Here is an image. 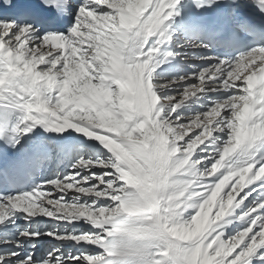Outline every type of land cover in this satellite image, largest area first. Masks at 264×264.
<instances>
[{
	"label": "clouds",
	"instance_id": "1",
	"mask_svg": "<svg viewBox=\"0 0 264 264\" xmlns=\"http://www.w3.org/2000/svg\"><path fill=\"white\" fill-rule=\"evenodd\" d=\"M41 2L47 4L49 0H41ZM72 3L73 0H66L68 6ZM65 15H70V13L65 11ZM91 15L95 14L80 7L76 11L67 35L46 33L44 37L40 38V43L33 44L31 48L28 47V41H19L14 50L10 49L7 53L9 65L7 81L5 80L4 56L0 55V104L14 105L19 112L20 124L24 127L17 135L21 133L24 135L34 134L37 127L46 135L53 130L49 110L56 112L57 115H62L60 109L67 111L71 108L85 107L79 98L73 100L71 104H66V86L70 87L73 93L79 97V90L82 87L91 83L92 80H98L99 86L106 92H112L113 96L119 95L118 85L116 90H113V85L122 77L99 58L100 44L89 43L88 48L81 52V56L86 57L85 63L90 69L84 79L69 80L68 57L48 38L56 36L64 40H73L75 43L73 37L78 29L81 30L82 36L87 35L83 29L90 27ZM108 20L110 21V34L107 39L111 41L114 49L120 53L125 62H133L124 49L125 46L132 48L138 46V51L143 52V45L147 43L148 38L141 39L142 18L138 21L125 23L117 14L108 16ZM38 30L36 29V31ZM31 31V26H28L22 29V34ZM90 38L94 41L99 39V37ZM4 46L0 43V52ZM89 50L91 55H89ZM253 52L264 55V49H254ZM248 58L246 57L243 61L238 60L237 63L242 64ZM73 59L76 60L75 57ZM232 69L229 77L218 86L224 92L236 84V82L229 84V79L233 77V73L237 72L238 68L233 65ZM93 72L96 73L95 76L92 75ZM247 82L246 76L243 83L246 85ZM168 87H171V84L157 83L152 86L150 92L152 100L149 102L148 111L138 108L132 112L104 97L95 95L85 97L88 106L94 107L97 112H110L112 119L122 122L123 127H118L117 136L111 139L107 136L98 138L83 136L85 139L82 142L88 145L96 159L94 161L91 158L85 160L84 156H80L72 166L80 167L92 163L101 169L112 168V172H102V176L96 177L100 183H106L104 192L107 193L112 203L97 209L99 215L92 221V226L102 230L101 233L95 234L96 240L102 246H126L130 251H138L142 254L141 260H132L129 264H195V256L205 246L204 232L207 228L193 232L192 225L205 216V209L211 204L213 196L221 191L222 186H225V182L229 180V177L234 176V173L229 171L227 175L223 176L212 186V194L198 205L196 199H191L193 195L200 196V193L192 187L196 182L194 178L197 173L199 177H204L206 174L211 176L229 155H235L237 156L236 160H239L240 155L246 154L252 147L257 135L264 133V102L258 106L251 105V111L246 118L243 113L238 111L241 102L247 101L252 95V90L247 86L241 89L244 93L243 96L233 95L213 101L208 111L202 113L205 120L200 121L199 115H197L190 125L179 124L181 117H177L175 121L164 118V109L171 104L174 97H165V103L157 105L156 101L160 98L156 95L155 89L159 88L160 91H164ZM215 90L216 88H213V91ZM258 95L264 100V89L258 90ZM177 106L172 105L173 111ZM224 112H228L229 115L225 117ZM171 114L170 112L168 116L171 117ZM213 114L216 119L209 121L208 117ZM213 124L215 127H212ZM173 125L176 126L173 127ZM201 126H203V130L181 147L180 142ZM225 128L228 130V139L222 148L217 149L220 152V159L211 168L200 170L198 165L202 159H192L195 149L205 141L211 140L214 144L216 141L213 138V133L224 132ZM145 132L152 133L151 141L147 144L139 142ZM89 141L95 143L90 144ZM259 142H264V136L260 137ZM113 144H118L121 151L133 158L135 163H124L121 152L117 151ZM181 148L183 152H181ZM125 169H127V177ZM117 171L119 174L115 175L113 179H109L107 182L103 180V176H113V173ZM245 172L246 170L241 171V180L237 181V185L243 181ZM128 178H131V182ZM117 182L120 183V187H116ZM95 187L98 188L99 184ZM109 189L112 191L109 192ZM77 191L88 192L90 190L77 189ZM181 197L184 199L186 208L191 206L197 209L194 215L187 219L182 214L173 218L160 215L162 204L171 205ZM57 203L59 202L57 201ZM70 206L75 207L74 205ZM41 211H45V209H41Z\"/></svg>",
	"mask_w": 264,
	"mask_h": 264
},
{
	"label": "snow or ice",
	"instance_id": "2",
	"mask_svg": "<svg viewBox=\"0 0 264 264\" xmlns=\"http://www.w3.org/2000/svg\"><path fill=\"white\" fill-rule=\"evenodd\" d=\"M248 4L254 6L260 16L264 17V2H261V0H151V3L144 8L142 22L154 20L157 32L150 36L153 38L152 40L148 38L147 43L143 45V53L145 55L142 58V66L148 69L147 76L151 78L152 86L157 83L171 84V87L165 88L164 91H160L159 88L155 89L156 95L160 100H164L165 97H174L171 104L164 109V118L176 120L177 117H182L177 111L181 108L180 105L188 101L190 97L197 96L200 93L205 94L211 91V93L216 94L215 98L211 99L210 104L213 100L220 98L244 95L241 91L246 86L243 80L238 79L237 82L239 83L236 82L234 87L222 95L219 94V88L215 91L209 90L202 82L205 79V74H208L214 77L210 82L219 85L232 73L233 65L237 68L240 67L241 64L237 63L238 60L243 61L246 57L254 56V49H264V21L259 24H253L240 16V10ZM80 7H84L87 11L97 16H115L118 11V9L110 6H100L97 3H93L92 0H73L70 6L66 4V0H49L47 4L42 3L41 0H0V34H2V42L9 49H12L19 41L26 40L28 41V47L31 48L33 44L38 45L40 38L44 37L46 33H64L67 35L76 11ZM209 10L219 13L215 20H207L199 15V13ZM65 11L69 12L70 15H65ZM166 22H169L167 26H165ZM5 25L10 26L6 32L2 27ZM28 26H31L32 31L22 34V29ZM169 28L174 29V32L166 36L165 34ZM36 29L39 30L36 31ZM183 31L197 33L198 39L184 41L183 44H176L175 50L165 47L163 49V57L159 62H156V53L161 51L160 46L164 44L165 40L171 41L175 32ZM48 38L55 39L56 36ZM182 48H191L198 51L189 57L186 52L182 53L179 51ZM134 49L138 50V46ZM181 56L186 59L203 61L207 66L195 70L190 75H180L178 78L169 79L168 69L166 66L162 67V65L168 63L169 57L175 59ZM154 72L156 73L155 78ZM217 73H219L218 76ZM187 81L195 82L189 84ZM177 95L181 97L179 101L175 99ZM181 100L183 101L182 103ZM172 105H178L175 111H173ZM0 107L9 108L3 104H0ZM170 112L172 113L171 117L168 116ZM228 115V112L224 113L225 117ZM179 123L184 124L185 121L180 119ZM9 125L11 126L9 127ZM23 127L24 125L20 124L18 111H7L0 116V141L4 143V147L0 148V216L5 215V210H9L7 211V218L0 222V228L3 229L10 227L9 222H14V217L17 213L26 214L25 218H30L26 211L17 210L19 201L37 192L55 193L56 189L53 185L64 180L65 177H75L77 173L85 171L84 169L73 167L72 165L75 163H71L69 174L57 172L53 176H49L47 186L34 185L31 190H22L19 194H13L10 189L22 174L31 173L54 162L55 153L63 154L68 152L70 155L72 151H79L83 154L88 149V145L83 142H79L71 146V148L63 144H52L43 140L38 132L29 133L31 135H24L23 133L17 135ZM199 131L198 129L192 135L186 136L180 142L181 147L197 136ZM216 134L218 135H213L216 142L213 144L210 141L215 149V151L211 152V158H208L209 152L204 150L195 158V160H201L199 158L201 155L205 157L204 163L201 164L203 169L211 168L220 159V152L217 149L222 148L224 142L228 139L227 128H225L224 132H216ZM25 136H29L34 145L31 150L23 143ZM207 147L205 145V148ZM9 150L12 155H9ZM235 157L237 159V156ZM76 158L79 159V156L76 155ZM237 168L239 171L234 173V175L238 179L226 193L227 204L220 203L217 222L222 220L221 217L224 218L229 215L231 209H238L240 211L235 219L242 222L243 230L240 227H236L231 231H225L222 227V230L217 231L215 228V231L211 232L209 236L207 246L212 252H217V247L222 249L226 246L223 242L234 241L235 244L225 264H236V262L238 264H264V202L249 200L253 191L249 186L254 185L256 181H261V184L264 185V174H260L261 170H264V152H261L258 158H251L237 165ZM242 170H246L245 173L249 174L251 178L247 180L246 185L244 181L237 185V181H240L239 177ZM88 171L91 175H97L95 170ZM108 171L111 172L112 170L109 169ZM226 172H228L227 168ZM226 172H221L220 176L216 177V181H220ZM113 178L114 174L106 177L105 182ZM201 183L205 185L207 190L204 191L203 195L199 196L196 201L197 205L212 194V186L217 182L202 181ZM116 187H120L119 182H117ZM224 187L222 186V188ZM245 189H248V191L245 192ZM196 191L202 190L196 189ZM220 193L221 191L213 196L211 204L205 209V215L208 214L207 209L217 201V196ZM237 197H239V200ZM246 201H248L247 204L245 203ZM110 204V202H97L98 207ZM196 210V208L189 210L185 214V218H190L195 214ZM32 232L22 229L19 231V236L25 239L39 237V235L33 236ZM217 241H221L219 246H216ZM87 246L90 245H74L72 248L76 249L75 252L70 250L67 253H63L61 251L63 246L57 245L48 251L43 260L34 261L29 254L22 259H16L15 264H26V262L27 264H45V261H47V264H56L57 260L60 261V264H85L82 257L103 254V249L92 253L88 251ZM15 247L21 248L22 244L19 243V247L15 244ZM53 252L56 255L53 256ZM19 256V252L0 254V264H12L14 258ZM49 257H51L50 260Z\"/></svg>",
	"mask_w": 264,
	"mask_h": 264
},
{
	"label": "bare ground",
	"instance_id": "3",
	"mask_svg": "<svg viewBox=\"0 0 264 264\" xmlns=\"http://www.w3.org/2000/svg\"><path fill=\"white\" fill-rule=\"evenodd\" d=\"M92 2L97 3L100 6H110V7H113L114 9H118L117 14L119 15V18L121 20H123L125 23H129L131 21L141 20V18L143 17V10L146 6H148L151 3V0H92ZM261 2H264V0H261ZM127 13H128V15H127ZM90 17L93 18L92 15ZM97 18H99V17H97ZM170 19H172V18H170ZM142 23H143V28H142L141 39H143L144 37H147L150 40H152L153 38H151L150 36L157 32V26H156L155 21L150 20V21H146V22H142ZM168 23L169 22H166L165 26H167ZM106 26L107 25L104 26V24H103V26H100L99 29L97 28L96 32L92 33L93 35H91V31H89V29L86 28V29H83V31L85 33H87V35L82 36L81 30L78 29L76 31V33H74V37H73V39L76 41L75 43H73V40H64L60 37H56L55 39H51V42L58 49L63 51L65 56L68 57V61L71 62L72 67H75V72L73 75L74 76L77 75L76 77H79V79H84L85 74L87 72H89L90 69L88 68L87 64L85 63L86 60L85 61L81 60L78 53L83 51L82 47H84L89 40L91 41V43L95 42V43L100 44L101 47L99 50V58L104 60L107 66H110L114 71L118 72L122 77L119 81L116 82V84H114V86H116V87L118 85V92H119V94H121L124 97V101H122V102L119 101L118 104L123 105V106H125L127 104H131L132 109H130V111H133V112L136 111L138 108H143L145 111H148L149 110V102L152 100V97L150 96V92L152 90V85L150 82L151 78L147 76L148 69H146L142 66V64H143L142 58L145 54L143 52H139L138 50H135L134 48H132L130 46H125V49L127 50L126 54L129 57H131V59L133 61V62H125L123 57L120 55V53L114 49L111 41L107 39V37L109 35V26L108 27H106ZM2 27L4 28V31L6 32L10 26L5 25ZM133 27H134V25H133ZM173 32H174V29L169 28L168 32L165 35L167 36L169 33H173ZM174 36L175 37H178V36L183 37L184 39H186V41H194V40L198 39V34H196L194 32H190V31L175 32L173 37ZM90 37H99V39L94 41ZM87 39H89V40H87ZM81 41H82V43H81ZM0 43L3 44L2 34H0ZM170 44H171V41L165 40L164 44H162L160 46L161 51H158L156 53V62H159V60L163 57V49L165 47L170 49ZM70 49H72L74 51V53L71 54L70 52H68V51H70ZM9 50L10 49L7 47V45H5L4 48L2 49V53L7 55V52H9ZM12 50H14V48H12ZM170 50H172V49H170ZM73 57H75L76 60H74ZM176 60H179V57H176L175 59H173L172 57H169L168 63L172 64ZM163 66H165V65H162V67ZM195 66H197V64ZM167 69H168V78L169 79L178 78L180 75H184V72H185L183 67L178 69L177 67H174L172 65L168 66ZM157 71H159V69H157ZM95 74H96L95 72L92 73L93 76H95ZM153 75L155 78L156 73L154 72ZM218 75H219V73H217V76ZM74 76H72V77H74ZM246 76L248 78V82H247L246 86L252 90V95L249 97V99L247 101H242L240 107L238 108V111L243 113L245 118L247 117L248 113L251 111V105L258 106L261 102H264V100H262V98L258 94L253 93V89L255 87H257V85H260L261 89H264V55L254 54V56L249 57L246 61H244L240 65V67L237 69V72L233 73V77L231 79H229V84H233L234 82H237L238 79L244 80ZM7 79H8V77H6V81H7ZM211 79H214V77H211L208 75L206 77V79H204L202 84L206 85L207 87L210 86V84H213L210 82ZM92 82H94V83H89L79 90V97H77L73 93L71 88L66 86L65 87L66 104H71L73 100H76L77 98H79L81 100V102L85 105V107H87V109L95 110L94 107L88 106V102L85 99V97H90L93 95H95L96 97H104L106 100L111 102L112 97H110V95L107 92L106 93L102 92L103 88H101L99 86V81L98 80H92ZM53 83H55V82L53 81ZM237 83H239V82H237ZM220 92H222V90H220ZM205 94L208 95L207 92ZM214 95H216V94H214ZM212 96H213V94H212ZM197 98L198 99L202 98V101H204L203 100L204 97H202V96L190 97L188 101H186L184 104H182L183 105L182 108L185 106V104L187 102L192 101V100L195 101V100H197ZM206 102H208V101H206ZM187 105H188V103H187ZM7 106L9 108H16L14 105H11V104H8ZM75 109H77V113H72V112H69L68 110L63 111L62 109H60V112L63 113L62 115H57L56 112L49 110L50 115H51V119H52L53 130L50 133L45 135L42 133V130L39 129V127H37L36 132H38L39 135H44V138H42V139L45 141H48L52 144H61L59 142V139H62V138L59 136L63 135V136H65V138H63V142L69 148H71V146L76 145L79 142H82L85 139L84 137L98 138L103 133H105V129H106L105 125H103V126L94 125L90 120L87 119V115H85V113H83V110H81V108H75ZM6 110H8V108L6 109L3 107H0V112L6 111ZM95 112H96V110H95ZM98 113L101 114V112H98ZM81 119L82 120L84 119V121L80 122ZM91 123H92V125H91ZM112 125H113V123L110 126H112ZM201 129H203V127H201ZM27 138H28V136L24 137L23 143H25ZM89 143L92 144L95 142L89 141ZM78 152L79 151H77V152L72 151L70 155L68 152H65L63 154L55 153L54 155L56 158H55L54 162L49 163L46 167H41L35 171L34 175L37 177L38 185L47 186L48 185V177L53 176L57 172H59L61 174H66L65 171L57 170V172H54L53 169L55 168V166L58 162L61 163L60 166H62V167L65 166L67 162H69V164H70L71 160H73L72 158ZM83 155L87 158L88 157L91 158L92 160H94L96 158L95 155L92 153L91 149H89V148L87 149V151L83 152V154L81 156H83ZM74 159H75V157H74ZM82 166L83 167H80V169L86 170L84 168L86 165H82ZM90 166H95V165L91 163ZM92 168H94V167H91V169H89V170H92ZM95 168L102 170L98 166H96ZM109 169L112 170L111 167L105 168V170H106L105 172H109L108 171ZM44 171L47 173V175L44 174ZM36 172H38V173H36ZM113 174L118 175L119 171L114 172ZM80 175H83L84 178L85 177L88 178L87 180H85L84 178L81 179L82 180L80 182L81 185H88L90 183V182H88L90 177L94 178V175H91L89 173V171H84L83 173H77V175L75 177L76 178L80 177ZM75 177L68 176V177H65V179L62 181L65 183H68L69 181L71 182V180H73V178H75ZM103 178H104V176H103ZM62 181H59L57 184H55L56 187L58 185H60V183H62ZM67 186H69V185L68 184L67 185H61L60 187H58V189L55 191V193H52V192L43 193L42 192V194H43L42 200H40V195H42V194L38 193V196L32 195V196L26 197L24 200H21L18 202L17 210H19V211H23V210L27 209V207H30V206L32 207V205L36 204L37 202L40 205L44 204L45 208L48 210V213L51 214V216H50L51 219H53V218L58 219V220L60 219L58 221V224L47 223V222H43V223L42 222H36L35 221L36 218L35 219L23 218L25 215L21 218V216H20L21 213H17L16 216L14 217V222H9L10 228L20 227V225H19L20 223L23 224L27 221V224H28L27 230H29V231H33V232L37 233L39 230L49 229L52 232H54V235L49 233L48 236H50L49 237L50 239H52L54 241H59V239L60 240H63V239L69 240L68 243H60L59 244L60 246H63L61 249V251L63 253H67L70 250L75 252L76 249L74 247L72 248V246H74V244H72V243L75 240H77V241H79V245H90V246H87L88 249H91V248H94L97 250L103 249L104 250L103 254L105 253L108 256L107 261L104 260L101 262V261H95L93 259V261L89 264H119V263L114 262L115 260H117L118 257H116L115 255L110 257V255H109L110 252L107 253L108 250L114 249L116 246H102L101 243L96 240L95 234L101 233L102 232L101 229L94 228V227H90V228L88 227L87 228L89 230L86 231L87 232L86 234L89 235L88 238H89V240L91 239L90 242L82 243L79 240V238H76L75 234L79 233L80 229H77V228L73 229L72 227H74L75 224H80L83 226L86 225V227L90 226V225H92L90 222H92L95 219V218H93L94 216L92 217L93 218L92 221H91V219L89 220L87 217H84L85 214H83L81 211H78L80 209V208H78L80 206H78L77 209L75 210V211H77L76 214L73 215L75 217V219H73L66 212V210L60 209V208H62V206L64 207L66 202L77 199V201H78L77 203L81 202V203H83V205L88 204L89 208L87 206L81 207V210L84 213H89L90 210L92 213V212H94L93 209L95 208V206H97V203H96V201H94L91 198L90 195H92V194L97 195L96 193H100L99 196H103L104 199L109 198L107 193L104 192L105 188H103V186L101 184H99V187L98 188L94 187L93 188L94 191L89 192V195H81V196L77 195L76 196L74 194V193H76V189L70 190V188H72V185H71V187H67ZM72 192H73V194H72ZM35 194H37V193H35ZM44 194H46V196ZM121 195H123V193H121ZM49 196H53V198L59 197L61 204L58 203V205L61 207L57 208L53 205H50V203H53V201L49 200V198H48ZM61 197H63V199H61ZM63 202H65V204H62ZM91 203L94 205L93 207L91 206ZM111 203H112V201H111ZM48 208H50V210ZM7 211H9V210H5V215L0 216V221L7 218ZM60 222H67V223H69V225H61ZM16 231H18V230H16ZM59 234H61V235L65 234L67 236L62 235V236L57 237V235H59ZM42 235H44V234H42ZM19 243L22 244V247H24L26 249L36 248L39 251L41 247L44 248L43 241L40 242L38 240V238L37 239L36 238L35 239H31V238L25 239V238L21 237ZM19 243H16V244H19ZM105 244H106V242H105ZM50 245L46 248L47 251H49L53 247L57 246V245L53 246V244H50ZM76 245H78V243ZM117 247H119V246H117ZM121 247H124V248L129 250V248L126 246H121ZM124 248H122V249H124ZM121 251H124V250H121ZM113 252H115V250ZM130 252H132L134 254L133 260H141L143 258L142 254L138 251H136V252L130 251ZM32 254L33 253H31V255ZM52 255L54 256V255H56V253L53 252ZM114 256L116 259L114 258ZM122 257L124 258V256H122ZM130 257L132 258V256H130ZM88 259H89V257H88ZM99 259H101V258H99ZM105 259H106V257H105ZM119 259H121V258H119ZM125 260H126V258H125ZM128 261H123V262H125V264H129ZM85 264H87V262ZM122 264H124V263H122Z\"/></svg>",
	"mask_w": 264,
	"mask_h": 264
},
{
	"label": "rangeland",
	"instance_id": "4",
	"mask_svg": "<svg viewBox=\"0 0 264 264\" xmlns=\"http://www.w3.org/2000/svg\"><path fill=\"white\" fill-rule=\"evenodd\" d=\"M110 11H111V9H110ZM127 15H128V13H127ZM92 16H93V18L90 17V20H91L90 21V27L88 28L89 31H91V35H93L92 34L93 32H96L97 28L99 29L100 26H103V24H104V26L107 25L106 27L109 26L110 21L108 20V16H97V15H92ZM97 17H99V18H97ZM178 37H175L174 36L172 38L171 44H170V49L175 50L176 44H183L184 41H186V39H184L183 37H180V36H178ZM87 40H89V39H87ZM89 43H91L90 40L87 42V44L84 47H82L83 51L88 48L87 46H88ZM179 51H181L182 53L186 52L187 53V56L190 57L197 50H194V49H191V48H189V49H183L182 48V49H179ZM68 52H70L71 54L74 53V51L72 49H70V51H68ZM90 54H91V52L89 51V55ZM78 55L80 56V59L81 60H83V61L86 60V57L81 56V52L78 53ZM68 62H69V74H70L69 75V80H75V79L79 78V77H76L77 75H75V76L73 75L74 72H75V67H72V64H71L70 61H68ZM172 64H173L174 67H177L178 69L183 67V69L185 71L184 72V75L185 76L192 74L195 70H197V69H199L201 67L207 66L206 63H204V62H202L200 60L186 59L183 56L179 57V60L175 61ZM196 64H197V66H195ZM165 66L168 67L169 64H167ZM72 76H74V77H72ZM207 76L208 75L205 74V79H206ZM194 82L195 81H188L187 83L190 84V83H194ZM91 83H94V82L91 81ZM218 86L219 85H216V84H210V86H208L207 89H209V90H213V88H216L217 89V88H219ZM116 88L117 87L113 85V89L115 90ZM102 92L103 93H106V91L104 89H102ZM107 93L110 95V97H112V101H115L116 103H119V101L120 102L124 101V97L121 94H119L117 96H113L112 95V92L109 91ZM223 93H225V92L224 91L220 92V89H219V94L222 95ZM200 94H197V96L204 97V99H203L204 101H202V98H199V99L197 98V100H195V101L192 100V101L187 102L188 105L186 103L183 108H182L183 105L181 104L180 105L181 108L177 110L178 113L182 116L181 119L183 121H185V123H184L185 125H190L191 121L195 117H197V115H199L200 121L205 120V117L202 115V113L207 112L208 109L210 108V106H212L213 101H215V100H213L211 102V104H210L211 99L215 98V96H216V95H214V93H211V91L207 92L208 95H206L204 93H200ZM212 94H213V96H212ZM175 99L177 101H179L181 99V97L179 95H177L175 97ZM206 101H208V102H206ZM156 103H157V105L164 104L165 101L164 100H157ZM123 107L126 108L129 111H130V109H132L131 108V104H127V105H125ZM62 110L65 111L64 109H62ZM81 110H83V113H85V115H87V119L90 120L94 125H100V126L105 125V128H106L105 129V133H103L101 136H107L110 139L112 137H116L117 136V128L118 127H123L122 122H120V121H114L112 119V116H111V113L110 112H101V114H100L97 111L95 112V110H93V109H87V107H81ZM68 111L69 112H72V113H77V109H75V108H71ZM224 113H226V112H224ZM215 119H216V117H215L214 114L213 115H210V117H208V120H210V121L215 120ZM82 121H84V119L83 120L81 119L80 122H82ZM172 121H175V120H172ZM92 123H91V125H92ZM112 123H113V125L110 126ZM197 123H199V121H197ZM175 126L176 125H173V127H175ZM201 127H203V126H201ZM212 127H215V125L213 124ZM198 129L200 131L203 130L201 128H198ZM198 129H196L194 132H196ZM177 131H179V129H177ZM194 132L192 131L190 133V135H192V133H194ZM213 135L216 136L218 134L214 133ZM261 136H264V133H259L257 135V139L253 143V145L249 149V151L246 154L240 155V159L239 160H235V163H234V159H236L235 155H229V156L225 157V159L221 163L220 167L211 176H208L206 174L204 177H199V174L197 173V176L194 178L196 180V182L193 183L192 187L195 188V190L196 189L202 190V191H196V192L200 193V196H201V195L204 194V191L207 190L205 188V185L201 183L202 181L218 182V181H216V177H219L221 172H226V168L228 169V172H226L225 175H227L229 173V171H231L233 173H236V172L239 171L238 168H237V165L242 164L243 162L247 161L248 159L258 158L260 156V153L261 152H264V142H259ZM151 138H152V133L151 132H145L144 135L141 137V139H140L139 142H143V143L147 144L148 142L151 141ZM132 139L135 140L134 137H132ZM210 141L211 140L205 141L204 144H201L199 147H197L195 149V153L193 154V160H195V158L197 157V155L199 153H201L202 150L208 151L209 152V157L208 158L209 159L211 158V155H212L211 152L212 151H215V149L212 147ZM205 145H207L208 147L205 148ZM113 147H115L117 149V151L121 152V158L124 161V163H126V164H128V163H135V161H134L133 158H131L130 156H128L127 153H124V152L121 151L120 146L118 144H113ZM181 152H183V149L182 148H181ZM80 154L81 153L78 152L76 155H78L80 157L82 155V154L81 155ZM76 155L74 156L75 159H74V157L72 158L73 160H71L70 164L67 163L63 167L60 166L61 163L58 162L56 164L55 168L53 169L54 172H57V170H60V171H65L66 174H69L70 173V170L69 169H71V163H76V161L78 160L76 158ZM199 158L202 159V162L198 165V168L200 170H204L202 168L201 164L204 163L205 157L201 155ZM88 159H89V157L88 158H85V160H88ZM87 165L84 167L86 169L85 171H88L89 169H91V167H94V168H92V170L94 169L96 171V173H97V175H94V178L90 177V179L88 181L90 183L88 185H81L80 182L82 181L81 179H83L84 176L83 175H80V177L73 178V180H71V182L69 181L68 183H65V182L62 181V183H60V185H58L57 187H56V185H53V187L57 190L58 187H60L61 185H67V184L70 185V186L72 185V188H70V190L76 189V193H74L76 196L77 195L78 196H81V195H89V192L94 191L93 188L96 185H98V184H101L103 186V188H105L106 187V183H100V180L96 179V177L102 176V172H105L106 171L105 168L102 169V170H100L98 168H95L96 166H90L91 163H89ZM80 167H83V166L81 165ZM80 167H78V168H80ZM44 173H45V175H47L46 172H44ZM260 174H264V170H261V173ZM81 176H83V178H81ZM114 176H115V174H114ZM125 176L127 177V169H125ZM106 177H109V176H104V178L102 177L104 181H105V178ZM250 178H251L250 175L247 174V173H245L243 175V181H244L245 185L247 183V180L250 179ZM128 179L131 182V178H128ZM237 179L238 178L235 175L232 176V177H229V180L225 182V187L221 189L220 195L217 196V201L214 202L213 205L209 209H207V213L208 214L205 215V216H203L200 221H197L196 224L192 225L193 232H198L199 230H201L202 228H205V227L207 228V230L204 232V236L206 237V239L204 240V245L205 246L201 250V252L198 253L195 256V258H194L195 259V264H225V261L227 260V257L230 255L231 250H232L233 245L235 244V242L234 241H225V242H223V244L226 245L225 247H223L222 249L219 248V247H217V252H212V250L207 245L209 243V236L211 235V232L215 231V228L217 229V231L222 230V227H223V230H225V231H231V230L235 229L236 227H240L241 230H243V228H242V222L239 221L238 219H235V217H237V214L240 211L238 209H234V208L231 209L229 215H226L224 218L221 217L222 220L217 222L218 209H219L220 203H224L225 205L227 204L226 193L230 190L232 184H234ZM239 179L241 180V176L239 177ZM249 188L250 189H253L252 195L249 197V200H254L255 202H264V185L261 184V181H256L254 183V185H250ZM77 189H89L90 191H88V192H85V191H77ZM109 191L111 192L112 190L109 189ZM247 191H248V189H245V192H247ZM38 193L39 194H42V192H37V194H34V195L35 196H38ZM43 193H45V192H43ZM72 194H73V192H72ZM44 195L46 196V194H44ZM233 195H235V193H233ZM90 196H91V198L94 201H96V203L97 202H110L111 203V201H110L109 198H105L104 199L103 196H99V195H95V194H92ZM42 197H43V194L40 195V200H42ZM48 198H49V200H52L53 201V203H50V205H53V206H55L57 208H60L61 207L57 203V201H59V204H61V201H60L59 197L58 198H53V196H49ZM191 199L198 200L199 197L193 195L191 197ZM237 199L239 200V197H237ZM77 202H78L77 199L68 201V202H66V204H65V202H63L62 204H65V205H64V207L62 206V208H60V209L66 210V212L71 216V218L75 219V217L73 216L77 212L75 210L77 209L78 206L83 205V203H81V202L77 203ZM234 203H235V201H234ZM245 203L247 204L248 201H246ZM70 205H74L75 207H71ZM83 206H87L89 208L88 204H84ZM91 206L93 207L94 205L91 203ZM78 208H80L78 211H81L83 214H85L84 217H87L89 220L91 219V221H92L93 218H96V216L99 215V213L97 212V209H99L100 207H98V206H95V208L93 209L94 212H92V213H91V210H90L89 213H84L81 210V207H78ZM41 209H45V211H41ZM48 209L50 210V208H48ZM165 209H167V211H165ZM191 209H192L191 206H189L187 208L184 206V199L181 197L179 200H177L175 202H172L171 205H169L167 203L162 204L161 205L160 215L162 217H169V218L176 217V216H178L180 214H182L183 216H185V214L189 210H191ZM23 211H26L27 212V215L30 214L29 215V217H30L29 219H35L36 218V220H35L36 222H42V223L43 222H47V223L58 224V221L60 220V219L58 220V219H54V218L51 219L50 218L51 214L48 213V210L45 208V205L44 204L43 205H40V204H38V202L36 204L32 205V207L31 206L30 207H27V209H25ZM258 211H259V209H258ZM38 212L39 213L41 212V213L39 214ZM93 213L96 214L94 217L92 215ZM105 215L107 216V214H105ZM20 216H21V218L23 216H24L23 218H25L26 217V214H21ZM245 219H247V218H245ZM0 222H2V221H0ZM60 223H61V225H69V223H67V222H60ZM90 223L92 224V222H90ZM19 225H20L21 228L20 227H17V228H10L9 227L8 229L0 228V254H6V253H9V252H19L20 253V256L19 257L14 258L12 264H15V260L16 259H22V258L26 257L29 254L31 255V253H33L31 255L33 257V260H43L45 258V256H46V254L48 253V251L46 250V248L50 244H53V246H54V245H59L60 243H68L69 242V240H66V239H63V240H60L59 239V241H54V240H52V239L49 238L50 236H48L49 233H51V234L54 235V232H52L49 229H43V230H39L37 232L38 234L35 233V232H32V235L33 236H35V234L36 235H39L38 240L40 242L43 241L44 248L41 247L39 251L36 248H28V249H26L24 247L16 248L15 247V244L16 243H19V241L21 239V237L19 236V231L22 230V228L23 229H27V226H28L27 221L25 223H23V224L20 223ZM88 227L90 228V227H92V225L86 227V225L83 226V225H80V224H75V226L72 227L73 229L74 228L80 229L79 233L75 234V236H76V238H79V240L82 243L90 242V240H91V239L89 240V238H88L89 235L86 234L87 233L86 231L89 230V229H87ZM16 230H18V231H16ZM41 233L44 234V235H42ZM62 235L67 236L65 234H62ZM62 235L59 234V235H57V237L62 236ZM222 239H223V237H222ZM77 243L79 245V241L75 240L72 244L76 245ZM220 244H221V241H217V245L216 246H219ZM122 248H124V247H121V246L117 247L116 246L114 249H110L107 252V253L110 252V254H109L110 257L113 256V255H115L116 257H118L117 260L114 261L115 263H119V264L124 263L125 264V262H123V261H128L129 260L128 262H130V261H132L134 259V257H133L134 254L132 252H130L126 248H124V249H122ZM88 250H89V252H92V253H96V252L99 251V250L94 249V248H91V249H88ZM114 250H115V252H113ZM121 250H124V251H121ZM121 255L124 256V258ZM115 256H114V258H115ZM130 256H132V258ZM88 257H89V259H88ZM105 257H106V259H105ZM107 257H108L107 254L104 253L102 255H97V256H84V257H82V260L85 263L87 262V264H89V263H91L93 261V259L95 261H101V262L104 261V260L107 261V259H108ZM99 258H101V259H99ZM119 258H121V259H119ZM125 258H126V260H125ZM157 258H159V257H157ZM50 259L51 258L49 257V260ZM78 259H80V258H78ZM120 260L121 261L123 260V261L121 262ZM45 264H47V261H45ZM56 264H60V261L57 260L56 261ZM236 264H238V262H236Z\"/></svg>",
	"mask_w": 264,
	"mask_h": 264
}]
</instances>
